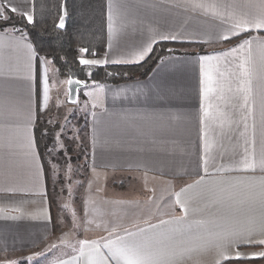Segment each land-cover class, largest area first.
I'll return each instance as SVG.
<instances>
[{
	"label": "crops",
	"instance_id": "obj_1",
	"mask_svg": "<svg viewBox=\"0 0 264 264\" xmlns=\"http://www.w3.org/2000/svg\"><path fill=\"white\" fill-rule=\"evenodd\" d=\"M199 2L216 8H194L191 0H105V51L86 58L100 61L95 65L142 62L151 53L139 61L137 54L159 42L184 44L189 53L159 60L140 79L94 81L87 91L90 168L111 180L84 198L88 233L76 249L41 264H124L105 247L110 240L163 250L170 264H264L225 259L264 252V245L236 246L249 232L253 241L264 239V29L235 28L264 15V6ZM8 3L33 17V0ZM245 40L250 53L249 45L237 47ZM249 55L246 77L240 65ZM53 69L29 40L0 29V254L34 248L53 233L33 132L37 108L50 100ZM247 79L245 104L240 89ZM246 160H255V170L244 168Z\"/></svg>",
	"mask_w": 264,
	"mask_h": 264
},
{
	"label": "trees",
	"instance_id": "obj_2",
	"mask_svg": "<svg viewBox=\"0 0 264 264\" xmlns=\"http://www.w3.org/2000/svg\"><path fill=\"white\" fill-rule=\"evenodd\" d=\"M65 3L67 15L65 28L60 30L56 24L61 16L62 3ZM3 16L9 17L6 21L0 19V29H10L31 42L38 55L48 59L53 65L56 78L67 79L75 74L83 83L98 81L101 83H119L140 79L148 75L154 65L161 59L173 55L189 53V46L184 44H168L159 42L151 54L144 61L135 64H107L83 66L79 63L80 49L86 48L85 56H101L106 47V4L105 0H33V21L29 23L22 14L11 12L4 8ZM199 52H203L202 45ZM79 91V90H78ZM77 97L81 98L80 92ZM46 110V108H45ZM44 108H37L34 124V140L42 164L46 196L51 212L52 231L54 225V208L52 193L56 186L52 175L54 167L63 169L66 163L79 164L90 167V128L89 112L79 111L71 113L77 115V140L69 141L65 150L59 148L54 141V133L60 129L61 114L56 120L49 122L52 112ZM59 113V112H58ZM68 114V116L70 115ZM75 115L73 117H75ZM78 151L75 153L74 152Z\"/></svg>",
	"mask_w": 264,
	"mask_h": 264
},
{
	"label": "rangeland",
	"instance_id": "obj_3",
	"mask_svg": "<svg viewBox=\"0 0 264 264\" xmlns=\"http://www.w3.org/2000/svg\"><path fill=\"white\" fill-rule=\"evenodd\" d=\"M81 55L80 57L84 59L93 57L85 56L83 52ZM46 61L50 63L48 59ZM66 84L67 79L56 78L55 73L50 72V100L44 110L52 112L48 118L49 122H53L61 114L60 129L55 131L54 141L59 148L64 149V155L68 156L69 153L65 148L70 139H79L78 135L68 131L72 128V131L76 133L78 127V117L71 113L77 108L79 111L81 110V113L91 110V101L87 100V91L89 92L93 87L94 81L82 83L78 88L81 98L77 97L73 104L66 101ZM74 115L75 117H73ZM77 152H74V155ZM117 177L118 174L114 173L112 178ZM52 180L56 186L52 193L55 225L52 235L34 248L0 254V264H41L74 251L82 232L88 233L83 230L89 219L85 215L88 206L84 203V198H87L88 194L104 192L111 179L106 173L104 175L103 172H95L90 167L85 168L81 163H66L63 169L54 167Z\"/></svg>",
	"mask_w": 264,
	"mask_h": 264
},
{
	"label": "snow or ice",
	"instance_id": "obj_4",
	"mask_svg": "<svg viewBox=\"0 0 264 264\" xmlns=\"http://www.w3.org/2000/svg\"><path fill=\"white\" fill-rule=\"evenodd\" d=\"M191 2H192V6L194 8H205L206 10L208 8H212V9L216 8L215 4L206 5L205 3L199 2V0H191ZM261 6H264V0H261ZM4 7H10L8 0H4V4L0 5V19H3L6 21L7 19H9V17L3 16ZM10 10L13 13H15L17 11V9L15 7H10ZM110 12H111V5H110ZM22 15L24 17H26V19L29 23H31L33 21V17L31 15H28L27 12L22 13ZM59 19H60V23L57 25V27L60 29H63L65 27V23H64L65 15H61ZM249 25L251 27H255L257 29H264V15H261L259 17H254L252 19H247V18L242 19L235 24V28L240 29V31H246L247 26H249ZM232 35L238 36L239 33L233 32ZM169 38L176 39L175 36H171V37L162 36L161 37V39H169ZM223 39L225 41H227V40L231 39V37L224 36ZM244 45H249V53H250L251 52V47H250L251 41L245 40L240 45H238L237 47L243 48ZM80 51L86 53L88 51V49L83 48V49H80ZM231 51L235 52L236 48L231 49ZM262 51H264V50H262ZM151 52H152V46H151V44H149L146 47H144L143 50L137 54V60L138 61L143 60ZM201 59L202 60L208 59V57H202ZM250 59H251V56L249 55V57H247L245 60H243L241 65H240L241 69L243 70V74L246 77L250 76V70L247 67L248 61ZM79 63L83 66H88V65L98 64V63H100V61L80 58ZM208 78H209V80L212 79L211 76H209ZM68 83L71 85L73 83H81V82L80 81H73V80L69 79ZM251 85H252L251 79H247V80L243 81L242 85H241L240 90L246 92L245 104H247L248 96L251 95V91H252ZM212 90L213 89H211V88L208 89V91H212ZM44 93H45L44 94V100L47 101L48 97H47V81H46V78H45ZM206 163H207V161H205V164ZM259 163H260L261 170L264 171V158H262ZM256 166L257 165H256L255 160H253L252 162H248L246 160L244 163L245 169L255 170ZM205 171H207V168H205ZM261 185H262V190L260 192V195L262 197H264V177L261 178ZM177 196H178V194H177ZM177 203H179V199H177ZM181 207L183 208L184 205H181ZM185 215H187L186 209H185ZM80 243L82 245H87L89 243H94V242H90L88 240H83V241H80ZM254 244L264 245V239H261L258 241H253L251 238L250 232L248 233L246 238L243 235H241L239 240L236 242L237 248H239L240 246H251ZM105 247L111 248L113 251V256L115 258H117L118 260H123L124 264H170V261L168 259H166V256L168 254L166 252H164L163 250L151 251L147 247H142L140 245H135V244L119 243L118 241H113V240H110L105 245ZM255 258H264V252L253 253L250 255H244V254H241L239 251H237L235 256L225 257L226 260H228V259H236V260L255 259ZM105 264H108L107 260L105 261Z\"/></svg>",
	"mask_w": 264,
	"mask_h": 264
},
{
	"label": "water",
	"instance_id": "obj_5",
	"mask_svg": "<svg viewBox=\"0 0 264 264\" xmlns=\"http://www.w3.org/2000/svg\"><path fill=\"white\" fill-rule=\"evenodd\" d=\"M61 15H65L64 23L66 24L67 10H66V6H65V3L64 2L62 3ZM59 23H60V19L58 20L56 26ZM58 29H60V28H58ZM60 30H62V29H60ZM69 79H71L73 81H80V80L78 79V77L75 74L69 75L68 78H67V84H66V88H67V98H66V101H67V103L73 104V103H75V101L77 99L78 88L82 85V82L80 81L81 83H73V84L70 85L68 83Z\"/></svg>",
	"mask_w": 264,
	"mask_h": 264
}]
</instances>
